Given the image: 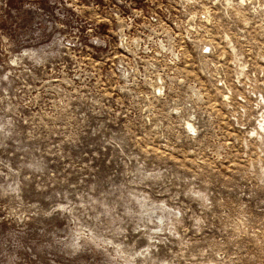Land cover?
Wrapping results in <instances>:
<instances>
[{
	"label": "rangeland",
	"instance_id": "obj_1",
	"mask_svg": "<svg viewBox=\"0 0 264 264\" xmlns=\"http://www.w3.org/2000/svg\"><path fill=\"white\" fill-rule=\"evenodd\" d=\"M0 264H264V0H0Z\"/></svg>",
	"mask_w": 264,
	"mask_h": 264
}]
</instances>
